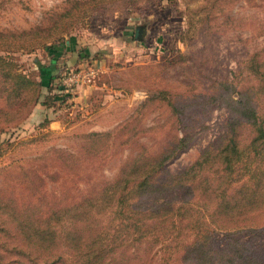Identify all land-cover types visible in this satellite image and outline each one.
I'll return each mask as SVG.
<instances>
[{
	"label": "trees",
	"instance_id": "obj_1",
	"mask_svg": "<svg viewBox=\"0 0 264 264\" xmlns=\"http://www.w3.org/2000/svg\"><path fill=\"white\" fill-rule=\"evenodd\" d=\"M39 29L7 31L4 36L19 37ZM258 33H264V20ZM47 50L51 61L38 64V79L19 69L10 55L0 53L4 101L0 114L4 113L5 126H18L38 103L50 107L57 96L70 95L61 82L64 74H56L57 67H62L57 60L63 47L51 43ZM72 52L78 57L88 54ZM54 88L59 92H52ZM204 92L195 112L180 111L163 95L148 99L166 103L168 121L181 129L201 123L210 108L228 110L224 131L181 170L168 171L166 164L189 146L193 136L175 134L166 145L153 149L140 141L153 127L141 126L135 113L113 129L82 133L78 152L51 147L21 166L15 179L30 194L36 193L38 202L17 203L0 195V231L4 232L0 264L4 259L5 264H132L130 258L147 242H160L164 259L178 255L183 264H264V255L251 253L238 238L223 247L213 244L219 231L264 233L260 221L264 211V44L243 59L230 77L212 80ZM112 143L134 152L114 179L93 181L86 193L68 204L44 198L46 177L79 180L83 172L103 164L104 152ZM41 202L46 203L44 207Z\"/></svg>",
	"mask_w": 264,
	"mask_h": 264
},
{
	"label": "rangeland",
	"instance_id": "obj_2",
	"mask_svg": "<svg viewBox=\"0 0 264 264\" xmlns=\"http://www.w3.org/2000/svg\"><path fill=\"white\" fill-rule=\"evenodd\" d=\"M263 20L264 0H0V53L10 55L19 69L40 78L38 64L50 63L47 45L54 43L63 47L57 60L62 67L56 74H64L66 67L97 70L89 81L69 85L70 95L57 96L53 106L38 103L16 127L5 126L4 113L0 114V195L17 203L38 202L36 193L30 194L15 179L21 166L51 147L78 152L82 133L113 129L132 113L141 126L153 127L140 136L153 149L166 145L172 135L191 134L189 146L166 164L172 172L186 167L224 131L228 110L210 108L201 123L181 129L168 121L166 103L148 99L163 95L180 111H198L205 87L214 79L230 77L243 59L264 44V33H258ZM138 24L143 26L141 38H135ZM36 27H40L37 32L4 36L7 31ZM74 50L88 54L78 57ZM3 103L0 97V107ZM133 153L110 144L103 164L83 172L79 180L46 177L44 198L66 204L78 200L93 181L114 179ZM63 188L66 191H60ZM260 221L264 226V211ZM235 238L251 253L264 255V233L219 231L213 244L223 247ZM135 255L132 264H183L178 255L164 259L160 242L143 244Z\"/></svg>",
	"mask_w": 264,
	"mask_h": 264
},
{
	"label": "built area",
	"instance_id": "obj_3",
	"mask_svg": "<svg viewBox=\"0 0 264 264\" xmlns=\"http://www.w3.org/2000/svg\"><path fill=\"white\" fill-rule=\"evenodd\" d=\"M96 68L93 66H87L84 69L81 68H74L69 69L64 73V75L61 78L62 84L69 86L74 83H84L91 79L96 74Z\"/></svg>",
	"mask_w": 264,
	"mask_h": 264
},
{
	"label": "water",
	"instance_id": "obj_4",
	"mask_svg": "<svg viewBox=\"0 0 264 264\" xmlns=\"http://www.w3.org/2000/svg\"><path fill=\"white\" fill-rule=\"evenodd\" d=\"M142 31H143V26L138 24L135 27V38H141Z\"/></svg>",
	"mask_w": 264,
	"mask_h": 264
},
{
	"label": "crops",
	"instance_id": "obj_5",
	"mask_svg": "<svg viewBox=\"0 0 264 264\" xmlns=\"http://www.w3.org/2000/svg\"><path fill=\"white\" fill-rule=\"evenodd\" d=\"M67 41V43H69V40H66ZM72 48H74V45L73 46H71ZM67 50H69L70 52H71V50L70 49H67ZM84 91V90H83ZM80 93V92H79ZM84 95V94H83ZM79 96L81 97V94H79ZM60 97V96H59ZM79 97V98H80Z\"/></svg>",
	"mask_w": 264,
	"mask_h": 264
}]
</instances>
